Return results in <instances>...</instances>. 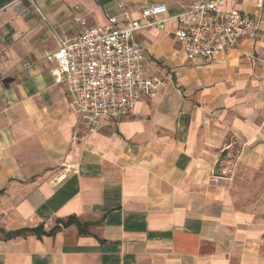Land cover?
<instances>
[{
    "label": "crops",
    "instance_id": "0c3cea01",
    "mask_svg": "<svg viewBox=\"0 0 264 264\" xmlns=\"http://www.w3.org/2000/svg\"><path fill=\"white\" fill-rule=\"evenodd\" d=\"M193 1L0 5V264H264V0H225L259 29L215 59H188L176 20L138 32L147 72L167 85L94 133L75 136L65 84L44 59L112 15L138 18L153 3L176 15ZM241 168L256 183L229 186ZM71 216L81 226L54 235L3 232Z\"/></svg>",
    "mask_w": 264,
    "mask_h": 264
},
{
    "label": "built area",
    "instance_id": "2783aa9c",
    "mask_svg": "<svg viewBox=\"0 0 264 264\" xmlns=\"http://www.w3.org/2000/svg\"><path fill=\"white\" fill-rule=\"evenodd\" d=\"M171 20L177 21L174 38L192 61L215 59L254 38L259 29L254 16L226 9L225 0H195L176 15L169 14L166 4L153 3L143 7L138 18L124 11L122 17L110 16L105 25L88 26L72 38L60 39L44 59L54 63L56 81L65 84L77 116L75 136L94 133L106 120L129 116L144 97L159 96L167 81L147 72V54L137 34L163 29Z\"/></svg>",
    "mask_w": 264,
    "mask_h": 264
},
{
    "label": "trees",
    "instance_id": "16d2710c",
    "mask_svg": "<svg viewBox=\"0 0 264 264\" xmlns=\"http://www.w3.org/2000/svg\"><path fill=\"white\" fill-rule=\"evenodd\" d=\"M10 1V0H0V5H2L4 2ZM71 224H77L78 226H81L78 218L76 216H71L67 218L66 220H58L57 224L49 231H46L44 229L43 225H39L36 228H24V229H19L16 231H10V232H5V235L7 238H13L16 236H21L23 234H26L28 232L36 234L38 237H41L42 235H54L56 232L60 231L63 227H68Z\"/></svg>",
    "mask_w": 264,
    "mask_h": 264
},
{
    "label": "rangeland",
    "instance_id": "374dc122",
    "mask_svg": "<svg viewBox=\"0 0 264 264\" xmlns=\"http://www.w3.org/2000/svg\"><path fill=\"white\" fill-rule=\"evenodd\" d=\"M246 173V170H244L243 168L239 169L236 173V176L234 179L229 180V186L231 185V187L233 186L232 184H235V185H239L240 187H244V186H247L248 185H254L256 183V177L251 175V176H248L245 174ZM230 178V177H229ZM254 193V192H253ZM245 193H242V192H236L234 190L233 192V196L237 199H240V196L239 195H244Z\"/></svg>",
    "mask_w": 264,
    "mask_h": 264
}]
</instances>
